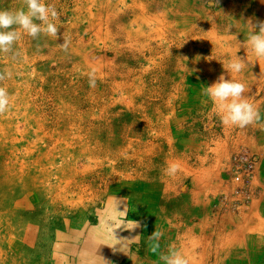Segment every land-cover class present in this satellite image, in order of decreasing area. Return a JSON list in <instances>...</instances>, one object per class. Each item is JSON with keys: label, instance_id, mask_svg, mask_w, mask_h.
<instances>
[{"label": "rangeland", "instance_id": "1", "mask_svg": "<svg viewBox=\"0 0 264 264\" xmlns=\"http://www.w3.org/2000/svg\"><path fill=\"white\" fill-rule=\"evenodd\" d=\"M229 1L239 23L232 28L218 14ZM45 2L59 14L57 39L21 35L12 52L0 53V87L10 97L9 120L0 117V264H155L146 255L156 243L146 238L154 231L162 233L159 248L150 252L155 262L161 243L181 250L191 241L199 261L204 246L263 242L264 71L250 73L253 53L243 39L236 55L248 66L238 74L223 68L235 59L227 45L212 46L213 36H234L246 26L240 15L252 5ZM0 7L21 8L24 0H0ZM261 10V4L251 8L258 16ZM220 75L245 85L258 121L243 128L223 124L202 91ZM23 113L30 126L20 121ZM240 151L255 163L235 181L240 165L233 156ZM172 164L178 171L170 177ZM204 182L210 186L202 188ZM188 190L200 195L192 205L201 212L191 222L206 221L215 236L187 233L188 213L197 214L180 203ZM244 216L254 230L228 239L221 220ZM212 251L207 264L219 258Z\"/></svg>", "mask_w": 264, "mask_h": 264}, {"label": "clouds", "instance_id": "2", "mask_svg": "<svg viewBox=\"0 0 264 264\" xmlns=\"http://www.w3.org/2000/svg\"><path fill=\"white\" fill-rule=\"evenodd\" d=\"M218 0H208L209 7H214ZM58 12L56 8L47 4L45 0H24V7L8 9L0 7V53H10L13 45L20 39L21 35H27L36 39L41 34L57 39ZM247 25V33L243 44L253 53L256 59H264V21L244 23ZM66 48L67 45L65 44ZM223 66V65H222ZM245 61L236 55L235 59L227 63L224 69L231 73H240L246 68ZM10 75V74H6ZM0 75V80L4 79ZM90 87L96 86L94 74L89 75ZM203 95L213 104L216 112L225 125L243 128L260 119L259 109L250 103L245 96V85L240 81L230 78L226 79L220 75L210 86L203 87ZM10 102L9 93L6 88L0 87V112L8 109ZM178 168L175 164L166 168V174L175 176ZM134 227L138 224L133 222ZM105 227L110 228L111 223L105 220ZM133 227V228H134ZM162 233L154 231L148 239L155 241L152 251L159 248V239ZM160 264H188V260L182 252L175 248H169L167 253L159 254Z\"/></svg>", "mask_w": 264, "mask_h": 264}, {"label": "bare ground", "instance_id": "3", "mask_svg": "<svg viewBox=\"0 0 264 264\" xmlns=\"http://www.w3.org/2000/svg\"><path fill=\"white\" fill-rule=\"evenodd\" d=\"M244 6H247L249 7V5H252L251 8L255 10H257V8L259 7V5L261 4L262 5V10L260 11V16L256 15V13H252L251 12V8H247V10H245L242 15V18L244 20V23H247L249 21H251L252 23H254L255 21H264V0H240ZM227 2V1H226ZM179 5V4H178ZM235 7H233L232 5H230V1L229 3H227L222 9H220L221 11L218 13L219 14V19L226 23V26L228 24H231L232 26H229V28H232L233 26H238L237 24H239L235 19L234 20V17L236 16L235 12L233 9H235ZM202 10V9H201ZM251 12V13H250ZM206 13V12H205ZM259 13V12H258ZM210 17V15L208 16ZM201 18V17H200ZM150 19V18H149ZM156 21V19H154ZM200 20V19H199ZM218 20V19H217ZM148 21V20H147ZM158 21V19H157ZM174 21V20H173ZM196 21V20H195ZM201 22V21H200ZM202 23L203 25L206 23V20L203 19L202 20ZM163 24V22H162ZM165 24V23H164ZM166 26V25H165ZM140 31V30H137V32ZM235 31V35L234 36H225V37H222V38H218L217 36H213V40H212V46H222V44H226L227 47H226V51L227 53L229 54V56H233L234 58L236 57V51L239 47V45L242 44L241 42V39L245 40V37H246V33H247V25L243 28L240 29V31L237 29L234 30ZM183 32V31H182ZM142 34V33H141ZM136 35V34H135ZM243 35V36H242ZM154 36V35H153ZM190 36V35H189ZM133 37V36H132ZM138 37V36H137ZM152 37V36H150ZM162 37V36H161ZM225 38H227L228 41L225 40ZM137 39V38H136ZM192 43V42H191ZM125 46V45H124ZM209 47H211V45H209ZM244 47V46H243ZM210 52V51H209ZM218 54V53H217ZM206 57H207V54H205ZM245 55V54H244ZM209 56V55H208ZM252 56V55H251ZM241 57V56H240ZM244 61H245V58L244 57H241ZM251 59V64H252V67H251V71L250 73H258V72H263L264 71V59H256L254 57V55L252 57H249ZM151 61V60H150ZM180 67V66H179ZM246 68H244L242 71H245ZM258 71V72H257ZM29 105V104H28ZM7 111V110H6ZM6 111L4 112H0L1 116L0 117H3V119H8V114H6ZM20 118V121L22 120L23 123L26 125V126H30V122H29V119L26 118V114H20L19 116ZM9 120V119H8ZM22 123V124H23ZM21 124V123H20ZM8 127V126H7ZM1 128H2V125H1ZM40 128V127H39ZM43 128V127H42ZM75 130V129H74ZM33 132V131H32ZM0 135H2V132H0ZM40 139V138H39ZM41 140V139H40ZM44 140V139H43ZM57 142V141H56ZM39 143V142H38ZM72 143V142H71ZM38 145V144H37ZM30 146V145H29ZM28 148V147H27ZM38 148V147H37ZM13 149V148H12ZM58 149V148H57ZM24 150H27V149H24ZM30 151V149H29ZM66 151V150H65ZM64 151V152H65ZM79 151V150H78ZM12 152V151H11ZM30 153V152H29ZM33 153V152H32ZM63 153V152H62ZM66 153V152H65ZM25 154H27L25 152ZM64 155V154H63ZM24 156V155H23ZM39 156V155H38ZM44 156V155H43ZM58 156V155H57ZM48 157V156H47ZM60 157V155H59ZM18 158V157H17ZM30 158V157H29ZM38 158V157H36ZM55 159V158H54ZM41 160V159H40ZM59 160V158H58ZM18 161V160H17ZM33 161V160H32ZM37 161V159H36ZM47 161V160H46ZM39 162V161H38ZM40 163V162H39ZM25 164V163H24ZM37 164V163H36ZM61 165V164H60ZM36 166V165H35ZM49 166V164H48ZM65 166V165H64ZM61 167V166H60ZM72 167V166H71ZM28 168V167H27ZM54 168V167H53ZM59 168V167H58ZM77 168V167H76ZM42 171V170H41ZM48 171V170H47ZM58 171V170H57ZM65 171V169H64ZM25 173V172H24ZM17 174V173H16ZM23 174V173H22ZM25 175V174H24ZM23 175V176H24ZM61 175V174H60ZM37 176V175H36ZM62 176V175H61ZM40 178V177H39ZM57 178V177H56ZM65 178V177H64ZM45 179V178H44ZM37 180V179H36ZM35 180V181H36ZM46 180V179H45ZM202 180L204 181V179L202 178ZM30 181V179H29ZM69 181V180H68ZM42 182V181H41ZM40 182V183H41ZM38 183V182H37ZM206 183V182H205ZM39 185V184H38ZM51 186V185H50ZM46 187V186H45ZM47 188V187H46ZM109 188V187H108ZM70 189V188H69ZM79 195V194H78ZM187 199H189V197H187ZM148 200V198H147ZM249 217V216H248ZM251 218V217H250ZM252 219V218H251ZM88 224V223H87ZM231 224V223H230ZM159 225V223L157 224ZM149 227V223L147 225ZM159 227V226H157ZM248 229V228H247ZM247 229L245 228V231H247ZM76 230V229H75ZM85 230V229H84ZM145 230V229H144ZM144 232V231H143ZM152 233V232H151ZM149 236H147L146 238L148 239ZM16 238V237H15ZM78 239V238H77ZM81 241V240H80ZM83 241V240H82ZM77 242V241H76ZM152 242V241H151ZM75 243V242H74ZM194 243L197 245L198 243L200 244V241L199 239L195 240ZM76 244V243H75ZM91 244V243H90ZM95 244V243H94ZM98 244V243H96ZM8 245V244H7ZM150 245V244H149ZM163 245L162 247V253H167L168 249H169V245H165V244H162ZM237 245V244H236ZM88 246V245H87ZM73 247V246H72ZM96 247V246H95ZM101 247V246H100ZM193 243L190 241L189 242V246L188 245H185L184 248H182L180 251L182 252V254L186 257V259L188 260V264H207L208 262V257H209V253L211 250L215 251L213 254L214 256H217L219 255V258H215V260H213V262L211 261V264H223V262L225 261L226 263L228 262L229 264H264V240L262 242V238L261 237H258L256 239H252V240H249L248 242V246L246 248H232L228 245H225V246H222V245H216L215 248H212V247H209V246H204L202 247V254H198L197 257L199 258V261H197V258L195 256V250L193 248ZM220 247H223L224 249H218ZM92 248V247H91ZM11 249H13V251L15 253H18L17 251V248L15 246H13V248L11 247ZM76 249V248H75ZM74 249V250H75ZM79 249V248H78ZM94 249V248H93ZM96 249V248H95ZM106 249V248H105ZM211 249V250H210ZM234 249V250H232ZM84 250V249H82ZM88 250V249H87ZM98 250V249H96ZM110 250V248H109ZM186 250V251H184ZM221 250V251H220ZM232 250V251H230ZM241 250V251H240ZM69 251V250H68ZM89 251V250H88ZM91 251V250H90ZM101 251V250H99ZM212 251V252H213ZM75 252V251H74ZM104 252V251H103ZM106 252V251H105ZM150 252L152 254H155L153 251H149L148 250V254L146 253L147 257L148 258H151L152 261L155 263V264H160L159 260H157L155 262V260L153 259L152 256H150ZM92 253V252H91ZM102 253V251L100 252ZM262 254V256L260 258H257V254ZM27 254V253H26ZM92 254H95V253H92ZM103 254V253H102ZM211 254V255H212ZM28 255V254H27ZM106 255V254H105ZM16 256H21V253H18L16 254ZM103 256V255H101ZM100 256V257H101ZM103 258H106L105 256ZM109 258V257H108ZM16 258H13V260H15ZM115 259V258H114ZM215 261V262H214ZM75 262V261H74ZM102 262V261H101ZM152 262V263H153ZM14 263H16V261H14ZM146 263V262H145Z\"/></svg>", "mask_w": 264, "mask_h": 264}, {"label": "crops", "instance_id": "4", "mask_svg": "<svg viewBox=\"0 0 264 264\" xmlns=\"http://www.w3.org/2000/svg\"><path fill=\"white\" fill-rule=\"evenodd\" d=\"M262 167H263V164H262ZM207 178H206V181H207ZM203 179L205 181V177ZM202 185H203V186H201L202 188L210 186V185H208L207 182L206 183L204 182V184H202ZM198 196H200V195L197 194L194 190H191V191L188 190V192L187 193L185 192L183 197L180 199L181 200L180 203H181L182 206H185V208L188 209V210H190L191 208H195L196 209V213H197L195 215H191L190 212L188 213L189 215L186 217V220L190 223V227L188 228L187 233L188 234L189 233H193V232L194 233L198 232L197 234L203 233V235H204L203 237H205L206 239H207V237L211 238L216 233V231L214 232L213 229H212L211 232L208 231L206 229V226H207V222L206 221H203V222L201 221L202 223L200 222L199 224H193L191 222L192 217L198 216L200 214V212H201L200 208L198 209L194 205H192V201H193V203H196V204L199 203ZM187 197H189V199H187ZM183 216L185 217L186 213ZM250 220H251V218L248 217V216H244V217H241V218H235V219H233V218H229V219L223 218L221 220L220 227L222 226L223 229L225 230V232L228 233V235H227L228 239H234V238L240 239L237 236L245 237L246 234H248V233L250 234V232L254 230V227L249 225ZM245 221H248V223L245 222ZM245 228L246 229L248 228L247 231H245ZM207 232H210L209 236H206ZM251 237L252 236H250V238ZM231 242L233 244H235L233 241H231ZM236 242H238V241H236ZM232 250H234V249H232ZM232 250H230V251H232Z\"/></svg>", "mask_w": 264, "mask_h": 264}, {"label": "built area", "instance_id": "5", "mask_svg": "<svg viewBox=\"0 0 264 264\" xmlns=\"http://www.w3.org/2000/svg\"><path fill=\"white\" fill-rule=\"evenodd\" d=\"M233 160L237 161V164L240 165L238 171L234 173L235 181H239L241 178V173L251 169L253 164L255 163V158L245 151L235 153L233 156Z\"/></svg>", "mask_w": 264, "mask_h": 264}]
</instances>
